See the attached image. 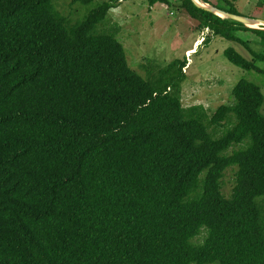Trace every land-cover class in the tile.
<instances>
[{
	"label": "trees",
	"instance_id": "16d2710c",
	"mask_svg": "<svg viewBox=\"0 0 264 264\" xmlns=\"http://www.w3.org/2000/svg\"><path fill=\"white\" fill-rule=\"evenodd\" d=\"M177 1L200 30L264 48L263 29ZM73 2L79 18L58 0H0V264H264L262 87L241 80L213 114L186 108L188 61L143 76L114 1ZM253 55L225 51L264 74Z\"/></svg>",
	"mask_w": 264,
	"mask_h": 264
},
{
	"label": "rangeland",
	"instance_id": "374dc122",
	"mask_svg": "<svg viewBox=\"0 0 264 264\" xmlns=\"http://www.w3.org/2000/svg\"><path fill=\"white\" fill-rule=\"evenodd\" d=\"M98 1H114L116 7L109 16L119 28L118 40L124 45L133 70L146 76L149 72L156 73L166 68L176 60L188 61L184 69L187 79L182 93L186 108L201 105L213 114L220 106L233 102L232 91L241 80L250 81L264 91V74L246 72L232 65L225 56V51L230 48L250 60L254 59V52L264 56V48L257 44L259 38L254 33L239 32L250 47L216 37L209 30H200L189 15L179 10L177 0H173L174 5L159 3L154 7L150 6L148 0ZM231 1L242 16L264 19V0ZM58 4L60 10L69 17L79 18L84 10L73 0H58ZM253 27L264 28L258 24ZM257 65L264 69V62H258ZM234 182V172L229 171L225 179L226 195L231 194Z\"/></svg>",
	"mask_w": 264,
	"mask_h": 264
},
{
	"label": "water",
	"instance_id": "95a60500",
	"mask_svg": "<svg viewBox=\"0 0 264 264\" xmlns=\"http://www.w3.org/2000/svg\"><path fill=\"white\" fill-rule=\"evenodd\" d=\"M193 2L200 8H203L204 10L208 11V12H211L213 14H216L222 18H227V19H230V20H233V21H236L238 23H241L242 25L248 27V28H251L252 29H257L256 27H253L255 25H262L264 26V21H259V20H254V19H251V18H247V17H244V16H239V15H234V14H230V13H226V12H223L215 7H212L208 4H205L204 2H201L199 3L197 0H193ZM264 30V28H262Z\"/></svg>",
	"mask_w": 264,
	"mask_h": 264
}]
</instances>
